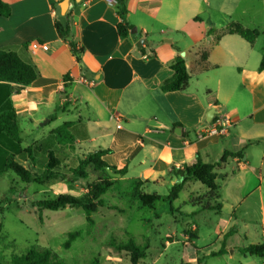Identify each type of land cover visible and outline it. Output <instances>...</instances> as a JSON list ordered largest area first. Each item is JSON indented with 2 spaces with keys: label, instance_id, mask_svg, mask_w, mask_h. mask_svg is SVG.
Segmentation results:
<instances>
[{
  "label": "crops",
  "instance_id": "crops-1",
  "mask_svg": "<svg viewBox=\"0 0 264 264\" xmlns=\"http://www.w3.org/2000/svg\"><path fill=\"white\" fill-rule=\"evenodd\" d=\"M3 1L12 14L0 16V51H15L40 76L28 87L0 81V114L11 101L23 139L19 147L0 132V162L15 156L41 173L49 153L60 147L55 130L65 124L75 139L73 150L63 148L70 160L109 150L104 160L127 169L134 183L161 185L170 177L176 184L173 171L179 167L242 152L244 158L229 160L218 177L222 209L177 228L180 238L164 251L182 243L189 258L182 252L181 264H264V257L241 253L264 244L263 52L238 35L217 41L229 27L221 28L230 19L228 0H125V20L138 30L126 39L118 31V6L71 0L69 25L83 50L81 62L58 34L59 2ZM211 29L218 33L210 35ZM142 39L148 44L139 46ZM34 41L50 50H31ZM178 56L187 62L190 85L163 92ZM219 114L229 115L234 126L226 136H206ZM30 147L31 155L23 152Z\"/></svg>",
  "mask_w": 264,
  "mask_h": 264
},
{
  "label": "rangeland",
  "instance_id": "rangeland-1",
  "mask_svg": "<svg viewBox=\"0 0 264 264\" xmlns=\"http://www.w3.org/2000/svg\"><path fill=\"white\" fill-rule=\"evenodd\" d=\"M228 6L230 19L222 22L221 28L225 29L234 22L257 31L256 46L264 53V0H228ZM76 164L75 160L66 162L68 167ZM99 177L100 173L90 171L87 180L74 185L56 182L43 188L21 182L12 172L0 176V193L4 194L0 199V264H13L14 255H22L33 246L53 250L67 264H92L96 260L102 264H132L130 254L117 247L130 238L149 246L146 259L139 264H181V258L187 256L182 243L172 245L166 251L164 248L167 242L180 238L175 234L177 228L185 229L209 211L204 206L214 204V201L208 188L191 181L179 199L171 203L167 198L175 184L170 177L161 185L144 186L134 183L130 176L113 177L116 183L102 197L104 206L92 215V225L82 209L40 211L36 206L38 201L50 195L81 197L87 186ZM140 194H157L160 201L153 207H146L139 199ZM182 252L185 255L182 256ZM236 258H243V255L238 254Z\"/></svg>",
  "mask_w": 264,
  "mask_h": 264
},
{
  "label": "trees",
  "instance_id": "trees-1",
  "mask_svg": "<svg viewBox=\"0 0 264 264\" xmlns=\"http://www.w3.org/2000/svg\"><path fill=\"white\" fill-rule=\"evenodd\" d=\"M119 15L122 22L118 25V31L122 38H128L131 36L134 27L125 20V16L128 11L126 8L125 0H118ZM12 14L11 7L0 0V16L9 18ZM69 17V15H68ZM56 28L61 39L68 42L77 56L78 61L81 62L82 49H79L75 36L69 25L68 29H64L63 25L57 20ZM216 29L209 31L210 35L217 34ZM238 35L254 45L259 36L257 31H250L245 29L239 24L231 23L228 29L222 33L217 34V41H220L225 35ZM72 39V40H71ZM206 60L205 57H203ZM170 68L174 71V75L168 79L162 85V91L169 92H183L186 91L190 85L191 75L189 73L186 60L178 56L170 64ZM264 71V53L259 72ZM40 76V72L37 67L30 61L24 60L15 51H0V81L10 82L22 85L24 87L30 86ZM68 79V78H66ZM0 132L5 134L16 146H21L23 139L20 133V127L18 123V114L15 112L12 102H8V106L5 109V113L0 114ZM55 134L58 140V147L55 151H52L47 156V164L41 173H38L32 169H27L20 164L15 156H10L0 162V176L4 173H14L16 177L27 185L36 184L43 188L49 187V185L56 182H64L66 184L74 185L80 180H87L90 177V171L100 173V177L95 182L90 183L87 186L86 193L81 197L72 196L69 194H61L48 196L36 203V206L40 211L50 210L59 211L67 208L82 209L87 215V221L90 225L94 224L92 215L96 213L99 207L104 206L102 197L108 193L115 185V180L107 172V168H111L113 172L125 176L127 169L117 170L114 167L108 165L104 160V157L110 153L109 150H97L79 158L76 165L68 167L66 162L69 161L67 152L64 147L74 149L75 139L70 133V125L64 126L55 130ZM32 147L23 150L24 153L31 155ZM243 153H231L225 152L222 158L216 163H206L201 158L194 165H186L182 170H174L173 174L178 179L172 189L167 201L173 202L178 200L180 194L184 191L186 185L191 181L200 182L206 186L209 190V196L213 198L214 204L207 203L204 206L207 210L220 211L222 209L221 204L218 202L220 199L219 190L220 187L217 184L218 177L229 160L243 159ZM139 185H147L146 182H137ZM138 191L137 189L135 190ZM13 192V189H12ZM139 199L146 207H153L158 201L160 196L157 194H140ZM174 213V208L171 210ZM1 233V224H0ZM120 251H126L130 254L132 264H139L141 260L146 259L149 246L140 245L134 238H130L128 242L117 245ZM221 251L219 255L223 254ZM241 253L248 256L264 257V244L251 245L243 250ZM13 264H67L57 253L49 248H43L39 246L31 247L26 253L22 255H14L12 258ZM92 264H102L99 260L94 261Z\"/></svg>",
  "mask_w": 264,
  "mask_h": 264
},
{
  "label": "built area",
  "instance_id": "built-area-1",
  "mask_svg": "<svg viewBox=\"0 0 264 264\" xmlns=\"http://www.w3.org/2000/svg\"><path fill=\"white\" fill-rule=\"evenodd\" d=\"M107 2L111 6H117L118 0H107ZM29 48L33 51L43 50V51H49L50 47L48 44H42L39 42H31L29 44ZM82 83L87 84L89 86H93L94 82L89 81L87 79H82ZM234 126L233 119L227 115V114H219L209 125L206 132L204 134L206 136H216V137H222L229 134L230 129ZM178 169H182L179 167Z\"/></svg>",
  "mask_w": 264,
  "mask_h": 264
},
{
  "label": "water",
  "instance_id": "water-1",
  "mask_svg": "<svg viewBox=\"0 0 264 264\" xmlns=\"http://www.w3.org/2000/svg\"><path fill=\"white\" fill-rule=\"evenodd\" d=\"M56 2H59L60 8H61V15L58 17V21L63 25L64 29H68V15L69 11L71 9V0H55ZM80 1V0H78ZM138 30L136 28L133 29L132 34H137ZM72 40V39H71ZM144 44H148V40L142 39L139 42V46H142ZM107 172L111 177L120 178L121 175L118 173L113 172V170L109 167L107 168ZM220 178L222 175L219 176Z\"/></svg>",
  "mask_w": 264,
  "mask_h": 264
}]
</instances>
